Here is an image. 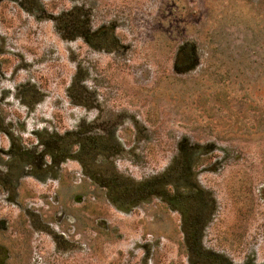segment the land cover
Segmentation results:
<instances>
[{
  "label": "flooded vegetation",
  "instance_id": "1",
  "mask_svg": "<svg viewBox=\"0 0 264 264\" xmlns=\"http://www.w3.org/2000/svg\"><path fill=\"white\" fill-rule=\"evenodd\" d=\"M105 7L0 0V180L13 190L31 173L52 194L18 202L15 216L0 204V264H126L104 249L121 221L103 196L113 210L133 214V264L138 255L140 264H166L170 251L179 260L167 264H241L220 234L222 191L246 197L248 177L227 169L230 153L181 136L163 166L122 168L133 157L123 150L132 148L124 133L134 129L141 143L138 129L152 121L141 113H150L162 82L199 75L192 74L201 63L185 9L175 26L173 13L152 10L153 0H133L126 25L123 11ZM262 215L252 232L264 242Z\"/></svg>",
  "mask_w": 264,
  "mask_h": 264
},
{
  "label": "rangeland",
  "instance_id": "2",
  "mask_svg": "<svg viewBox=\"0 0 264 264\" xmlns=\"http://www.w3.org/2000/svg\"><path fill=\"white\" fill-rule=\"evenodd\" d=\"M98 1L105 4L106 9L123 11L121 18L126 19V25L133 20V0ZM181 8L185 9L187 35H193L198 47L201 64L192 74L199 77H188L185 82H162L150 113H141L147 117L143 118L146 121L152 117L151 123H147L151 125L148 129H138L141 137L138 141L143 139L141 143H135L134 129L124 133L132 148L123 147V150L133 157L128 156L122 168L135 170L138 164L163 166L181 136L212 143L220 152L226 150L233 162L227 169L246 173L248 178L242 187L245 198H233L229 189L221 193L222 206L227 212L221 226V241L229 247L226 250L237 263L264 264V242L252 232L260 225L264 213V0H153L154 12L174 14L170 16L171 25H179ZM74 85L75 91L81 93V81L75 80ZM79 111L81 107L77 108ZM20 181L12 190L0 180V204L9 206L12 216L18 212V202L42 203L41 196H52L44 193L47 191L45 181L31 173ZM224 184L229 186L230 181ZM67 192L65 189L64 195ZM102 201L112 217L121 221L115 241L104 249L120 253L126 264H133V233H137L133 230V214L113 210L109 197L103 196ZM211 228L208 233L216 234L210 232ZM236 233L240 236L238 239H235ZM251 235L259 240L253 242ZM245 243L251 246L248 248ZM80 249L78 259L83 254ZM137 259L140 264V255ZM165 260L167 264L179 258L170 251ZM40 262L43 264L44 259L40 258ZM155 264L164 263L156 261Z\"/></svg>",
  "mask_w": 264,
  "mask_h": 264
}]
</instances>
